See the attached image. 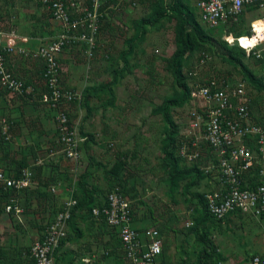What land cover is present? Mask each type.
Wrapping results in <instances>:
<instances>
[{
  "label": "rangeland",
  "instance_id": "1",
  "mask_svg": "<svg viewBox=\"0 0 264 264\" xmlns=\"http://www.w3.org/2000/svg\"><path fill=\"white\" fill-rule=\"evenodd\" d=\"M157 1L119 0L112 4L107 3L99 47L93 50L90 60L84 59L89 74L93 77L90 82L97 90L110 82L114 71L123 66L118 55L126 47L127 41L136 34L134 24L149 15ZM196 1L185 0L195 10L199 19ZM164 3L169 5L171 0H164ZM0 6L12 7L13 16L18 9L21 12L22 10L30 12L36 4L31 0H0ZM259 13L261 12L257 11L253 12V16L252 13L244 15L242 22L245 27ZM54 26L59 32V27L56 24ZM173 26V22H165L160 29H148L137 43L133 54L127 58L128 72L113 87L114 105L102 119L101 117L99 119V116L95 118L96 123H92L94 120L90 119L91 139L85 142L80 158L77 161H68L66 167L73 181H77L81 174L89 171L91 183L107 195L109 180L105 178V172L115 162L121 160L124 165L121 172L122 182L127 188H133L134 199L130 200L136 220L142 223L139 226L160 228L171 262L180 264V261H184L183 264H186V261L187 263L194 261L200 249L191 235L187 236L191 218L199 208L194 195L206 194L210 189H216L218 181L216 173L211 174L208 182L203 181L185 194L182 193L181 185L171 190L167 183L168 176L160 152L165 127L161 116L154 110L177 89L165 62L175 50ZM204 28L208 29L206 26ZM214 31L216 33L214 39L225 42L226 33L220 35L219 29ZM221 53V48L216 44L214 47L197 50L188 58L184 73L188 75L190 72L198 80L217 77L221 80L227 79L231 85L244 83L240 69L233 68L222 60ZM203 57L204 61L201 60ZM244 62L255 73L259 72L258 67L246 56ZM245 85L248 86L246 82ZM251 93L257 99L258 113L255 115L259 118L264 117V93L259 94L257 91ZM110 95L107 88L99 90L100 97L107 98ZM77 97L75 95V100ZM192 108L193 103L174 108L171 112L177 126L178 143L186 145L189 143L191 137L189 117ZM73 125L71 124L81 136L78 126ZM201 145L204 156L190 163L184 159L183 164L186 166L198 164V167L205 171L210 166V151L203 143ZM178 153L180 154V148ZM209 236L216 246V252L226 259L227 262L223 264H238L249 256L261 252L264 243V223L247 216L241 219L231 217L222 226L211 229ZM103 242L99 235L85 236L77 241L76 253L78 255L91 253V264H106L101 258ZM86 248L90 251L88 252Z\"/></svg>",
  "mask_w": 264,
  "mask_h": 264
},
{
  "label": "built area",
  "instance_id": "2",
  "mask_svg": "<svg viewBox=\"0 0 264 264\" xmlns=\"http://www.w3.org/2000/svg\"><path fill=\"white\" fill-rule=\"evenodd\" d=\"M58 27L59 32L35 52H24L14 43H2L0 37V89L10 93H23L24 84L16 79L4 66L5 55L17 51L24 56H37L44 63L42 78L46 93L40 96V103L55 113V124L62 154L70 161H77L81 154L82 139L71 126L67 115L60 110L64 103L71 102L75 95L59 85V56L73 45H84L88 60L97 45L104 12L105 0H37ZM199 21L207 28H218L237 22L250 8L261 12L250 21L252 44L244 46L241 38L224 36V41L237 44L247 57L264 60V0H197ZM204 61V60H202ZM191 75V73H189ZM193 108L190 112L189 143H181L180 155L188 163L204 156L203 143L210 151V166L207 174L216 173L217 188L205 194L210 216L222 220L239 212L243 216L264 223V128L250 115L251 95L245 83L231 85L227 81L211 79L209 83H198L190 92ZM7 123L0 118V135L7 139ZM250 145L256 147L254 150ZM256 170V172H255ZM245 176L257 178V185L249 183ZM30 173L24 172L18 179H9L0 172V186L4 190L20 191L29 185ZM52 192L54 190L52 189ZM74 189L47 224L41 238L33 242L30 256L34 264H55V252L67 235V224L71 209L76 201L72 199ZM14 202V201H10ZM102 214L108 226L116 232L126 257L127 264H160L163 239L155 228L136 229L132 226L133 208L131 200L119 188L107 194ZM19 213L11 204L5 212ZM94 216L99 210L92 211ZM220 264V263H219ZM245 264H264V243L259 254L252 255Z\"/></svg>",
  "mask_w": 264,
  "mask_h": 264
},
{
  "label": "crops",
  "instance_id": "3",
  "mask_svg": "<svg viewBox=\"0 0 264 264\" xmlns=\"http://www.w3.org/2000/svg\"><path fill=\"white\" fill-rule=\"evenodd\" d=\"M31 1L36 4L33 10L27 13L18 9L13 16L12 7L0 6V37L3 45L11 42L16 48L33 53L57 36L58 29L54 26L57 23L45 13L37 0ZM105 11H103V23L106 17ZM223 32L226 33L224 36L232 35L227 31L223 30ZM100 36L101 28L95 49L99 47ZM85 50L84 45H73L65 49L58 59L60 87L78 96L76 100L62 104L60 110L67 115L72 125L80 129V137L84 139L80 150L84 149L85 142L91 139L90 124L96 123L95 118L98 116L102 119L114 105L112 95L103 98L99 93H91V96L85 97L87 89H97L90 82L93 77L85 64L84 59L87 60ZM123 51L118 55L120 59ZM4 66L24 84V92L10 93L0 89V118L5 120L8 126L7 139L0 135V172L9 179H15L18 171L21 170L22 173H30V181L29 185L20 191L7 189L10 193L9 200L14 201L9 204L17 207L19 213L14 211L7 213L0 204V263L33 264L27 257V249L42 237L47 224L70 196V190L74 188L76 181H73L66 167L70 160L61 152L55 113L48 110L39 100L40 96L47 92L42 78L43 61L34 54L24 56V53L14 51L5 55ZM222 80L227 81V79ZM261 80L264 84V67ZM247 85L252 99L253 90L248 83ZM90 119L94 121L91 123ZM85 173L87 175L85 181L89 186H93L90 172ZM208 179L204 182H208ZM43 191H46L47 198H43ZM86 224L79 221L77 226L84 230ZM88 235L90 234L85 233L84 237ZM102 238L108 239L106 235ZM76 245L77 242L68 243L63 250L77 252ZM91 258L86 255L83 262L91 264Z\"/></svg>",
  "mask_w": 264,
  "mask_h": 264
},
{
  "label": "trees",
  "instance_id": "4",
  "mask_svg": "<svg viewBox=\"0 0 264 264\" xmlns=\"http://www.w3.org/2000/svg\"><path fill=\"white\" fill-rule=\"evenodd\" d=\"M116 1L118 0H107L101 7V10L104 11L109 3L112 4ZM253 12H255V9L250 8L239 17L237 22H232L227 26L206 29L204 28V25H202L198 20L195 10L189 4H187L185 0H171L169 5H165L164 0H158L153 5L151 13L146 17L141 18L134 24L136 34L127 41L125 50L121 54L123 66L120 69L114 71L113 79L110 82L99 88V90H104V88H107L112 95L113 87H115L118 84L119 79L128 72L127 58L133 54L134 48L137 46V43L141 40V38L146 34L148 29H160L165 22H173L175 50L165 62L167 63V70L171 75L177 89L174 91L171 97L166 98L154 110V112L161 116L165 127L160 152L162 156L163 167L166 168V173L168 176L167 183L171 190H175L177 186L181 185L182 193H188L191 188L198 187L200 183L206 181L210 175L200 169L198 164L189 166L184 165V159L178 153V149L180 148L179 145L181 146V143H178L177 141V126L173 120L171 112L174 108H181L190 103V92L191 89L195 87V85L198 83H209L211 80H198L196 76H192V74L190 75V72L188 75H186L184 70L186 68L188 58L197 50L199 51L201 49H205L206 47H214L216 44L222 50V60L232 65L233 68L240 69L243 76L242 80L246 81L253 91H257L259 94L264 93V84L261 80L264 61L256 60L252 56L247 57L245 55V51L237 44L229 45L225 42H218L214 39V35H216L214 30L219 29V34L221 35L225 28H228L227 33H231L236 38L250 36V22L247 24V27H245L242 19L244 15H247V13ZM245 56L258 67V73H255L247 66V64L244 62ZM204 59L205 57H203L201 60ZM215 79L219 80L217 77H215ZM99 90L93 88L87 89L85 91V97L91 96V93L97 94L99 93ZM112 103H114V100ZM256 105L257 99L252 98L249 106L250 115L253 120L263 128L264 117L259 118L255 115L256 112L258 113V110H256ZM250 148L254 150L256 147L250 145ZM202 157H200L198 160H200ZM123 168V162L118 160L110 169L105 172V178L109 180L107 192L109 193L113 189L119 188L120 191L129 199H134V195L132 193L133 188H127L122 182L121 172ZM17 174L18 175L15 177V179L20 178L22 174L21 170L18 171ZM86 176V173H83L75 182V186L73 188L74 192L71 196L72 199L76 201V204L71 209L70 219L67 224V235L60 242L59 247L55 252V264H85L83 262V258L86 255H78L75 251L63 250L66 244L77 242L84 237L85 233H89L90 236L99 235L102 239V242L104 241L102 238L104 235L108 237V239H106L107 241L103 242L104 247L102 248L103 251L101 253L103 262L106 264H127L122 243L118 239L116 232L108 226L106 218L102 214V209L105 206L104 201L107 195H105V193L100 188L94 185L89 186L85 181ZM245 178L248 179L252 187L257 185L256 176H245ZM42 195L43 198H47L46 191H43ZM194 197L198 201L199 208L195 210L194 215L191 218V227L188 229L187 236L191 235V237L199 245L200 249L195 256L194 261L189 263L186 261V264H223L227 261L221 254L216 252V246L211 240L209 232L211 229L220 227L225 222H228L231 217H237L241 219L243 216L239 212H234L222 220H217L208 213L205 193H197L194 195ZM9 199L10 193L0 186V204H2L4 208L10 203ZM62 208L58 211H61ZM94 209L99 210L98 216L93 215L92 211ZM135 215V211L133 210L132 225H135V227H133L136 229L145 228L141 226L142 223H140V221L138 222L136 220ZM79 221L87 223L84 230L77 226ZM139 224L141 225L139 226ZM157 230L160 233V236L163 238L161 229L157 228ZM184 241H186V239ZM86 250L88 252L90 251L89 248H86ZM167 253V244L165 241H163L162 253L159 256L160 264H173ZM26 254L30 261L34 264L33 260L30 258L29 249H27ZM89 256L92 257L91 253H89ZM250 257L251 256L238 264L247 263ZM183 262L184 261H180V264H183ZM10 264H12V262Z\"/></svg>",
  "mask_w": 264,
  "mask_h": 264
},
{
  "label": "bare ground",
  "instance_id": "5",
  "mask_svg": "<svg viewBox=\"0 0 264 264\" xmlns=\"http://www.w3.org/2000/svg\"><path fill=\"white\" fill-rule=\"evenodd\" d=\"M241 40L240 42L244 45V46H249L252 44V40L251 39H248L246 38L245 36L244 37H240Z\"/></svg>",
  "mask_w": 264,
  "mask_h": 264
}]
</instances>
